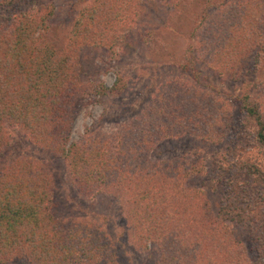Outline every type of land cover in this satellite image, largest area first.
Wrapping results in <instances>:
<instances>
[{"label": "trees", "instance_id": "obj_1", "mask_svg": "<svg viewBox=\"0 0 264 264\" xmlns=\"http://www.w3.org/2000/svg\"><path fill=\"white\" fill-rule=\"evenodd\" d=\"M159 1L167 4L173 0ZM203 1L205 16L208 10L220 8V4L211 7L210 0ZM24 2L0 0V261L18 257L28 264H128L121 247L130 243L138 252L156 250L158 259L153 264H255L258 260L264 264V169L248 161L237 162L234 169L232 163L221 166L224 173L230 170L231 178L223 182L220 206L211 215L205 193L192 184L202 168L198 161L154 154L162 144L183 136L212 142H222L227 136L232 110L189 81L205 84L206 78L200 79L195 67V52L205 50L207 60L223 55L231 58L240 41L224 42L225 31L212 23L211 41L200 43L195 55L191 56L192 41L181 54H171V66L187 79L156 82L157 63H153V74L138 96L149 88L152 93L137 117H130L110 133L97 132L92 124L85 127L80 140L72 141V120L84 95L117 98L131 89V81L119 71L110 87L97 77L86 85L78 71L80 50L111 54L129 46L122 30L129 31L137 23L138 4L93 0L77 11V21L61 39L54 32V22H48L39 10L11 11ZM250 5L257 8L255 15L247 10ZM243 6L234 8L235 27L241 28L247 16L263 29L264 0H249ZM141 24L128 36L143 35L141 43L146 38L147 42L153 40L145 36L148 28L142 27L144 33L137 30ZM119 31L121 39L114 37ZM193 35L194 29L190 38ZM255 60L260 61L258 53ZM225 65L230 69L233 62ZM252 88L255 91L239 97L238 112L252 128L264 159V74L255 79ZM107 112L104 109L101 118ZM9 131L59 158L62 179L51 165L22 154L11 158L6 147L10 146ZM241 168L254 184L256 181L257 191L245 192L248 181L236 178V170ZM66 183L83 198L121 192L125 232L120 236L125 235L127 242L114 241L108 235V216L100 221L67 211L58 200V190H65ZM225 220L255 234V260L247 257L244 243L235 238Z\"/></svg>", "mask_w": 264, "mask_h": 264}, {"label": "rangeland", "instance_id": "obj_2", "mask_svg": "<svg viewBox=\"0 0 264 264\" xmlns=\"http://www.w3.org/2000/svg\"><path fill=\"white\" fill-rule=\"evenodd\" d=\"M92 1L25 0L18 8L15 7L11 11L17 13L25 10H31L32 12L39 10L48 18V22H54L56 25L55 34L63 39L68 29L77 21V11L83 10L89 4H92ZM95 1L98 2L99 0ZM210 1L211 7L220 4V8L218 10H208L205 16L203 11L206 4L203 0H173L167 2L169 5L159 0H131V3H133L131 5L138 4L135 13L136 24L142 23L137 30L144 33L142 27L148 28L145 31V36L148 34L153 40L147 42L146 38L141 43V39L144 38L143 35L141 37L128 36L129 32H135L137 28L135 24L133 28H129V31L120 29L122 30V37L127 38L126 44L129 42L130 47L116 48L111 54H106L105 51L101 50L89 51L81 48L78 71H80L81 79L86 85L93 84L97 77L107 87H110L116 78L115 71H119L125 80L131 81V89L117 98H100L90 93L84 95L81 100V107L72 120L70 140H80L85 127L92 124H94L95 131L110 133L116 131L121 124L128 122L130 117H137L140 107L143 103H146L152 93V88H149L138 96V93L146 84L147 78L153 74L152 68L156 65L153 63H157L155 68L156 82L171 78L187 79L175 66H171V54H181L192 41L194 49L191 56H193L194 51L199 50L200 43L211 41L210 36L213 32L211 24H217V27H221L222 31L226 33L225 36L223 34L221 36L224 42L228 40L235 43L236 39L240 41L238 52L233 53L232 57H229L230 59L223 55V57L217 56L212 60L205 59V50L195 52L196 55H194L198 56L195 67L201 73L200 79H206L205 84H198L194 80L189 82L196 87L200 85L201 87H198V89L208 94L207 96L213 101L221 102L223 100L228 105L229 110H232L233 120L228 128L227 136L222 139V142L204 141L183 136L162 144L158 149V153L157 150H154L156 156L164 159L178 160L184 158L190 163L198 161L197 165H201L202 168L192 180V184L197 187L199 192L205 193L204 201L208 205L206 209L211 215H214L220 206L219 201L225 188L223 182L227 183L231 178L230 170L224 173V170L220 169L221 166L232 163L231 165H234L231 169H234L237 167V162L248 161L264 169L262 152L253 139L252 128L245 124V119L238 112L239 97L244 93L255 91L252 88L255 79L264 74V25L262 29L261 24V26L255 24V18L250 19L244 16V19L248 22L243 21L241 28L237 29L235 27L236 24L233 23L232 15L234 14V8L239 5H241V9L245 8L243 5H247L249 0ZM247 10H251V13L255 15L257 8L250 5ZM252 14L248 13L247 15ZM82 17L85 18L84 15ZM234 17L237 19L239 16ZM199 21L200 26H197ZM192 29H194V35L193 38H190ZM148 31L149 33H147ZM117 36L121 39V31L114 34V37ZM229 39H232V41ZM116 40L117 38L114 39V41ZM257 41H259L258 44ZM255 53H258V59H260L258 63L255 60ZM229 62H233V67H230V69L225 65ZM104 109L108 112L101 118ZM9 135L10 146L6 145V147H8V151H11L9 154L11 158L22 154L27 158L38 160L42 164L51 165L50 167L56 169L62 179L63 168L59 165L61 164L59 158H53L46 150L40 149L34 143L22 142L15 131H9ZM12 139H14V142H12ZM236 171L238 181H248V187H246L248 189L245 192L249 193L254 189L257 191L259 186L256 181L254 184V181L245 174L246 172L243 169ZM65 188L63 190L64 188L61 187L58 190V200L60 203H64L67 211L73 210V213L80 216L100 218V221L103 220L102 216H108V225H106L108 235L114 241L118 239L123 243L127 242L125 235L120 236L125 232L121 192H113L93 199L83 198L76 194V191L67 183ZM65 194L67 197H65ZM122 222L124 223L122 224ZM224 222L234 230V236H237L235 238L244 243L247 257L252 261L255 260L258 257V240L256 237L255 240L253 239L255 234L252 235V232L245 227H235L226 220ZM231 246L233 249L238 248L233 244ZM121 249L125 252L122 256L124 260H129L128 264H153L158 259L157 251L153 249L138 252L132 248L130 243L122 246ZM258 261L255 264H260ZM0 264L28 263L24 259L15 257L4 259L0 261Z\"/></svg>", "mask_w": 264, "mask_h": 264}]
</instances>
